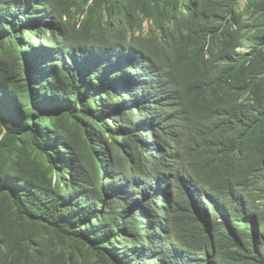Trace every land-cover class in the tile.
<instances>
[{"label":"trees","instance_id":"16d2710c","mask_svg":"<svg viewBox=\"0 0 264 264\" xmlns=\"http://www.w3.org/2000/svg\"><path fill=\"white\" fill-rule=\"evenodd\" d=\"M89 2L0 0V264H264V0Z\"/></svg>","mask_w":264,"mask_h":264},{"label":"clouds","instance_id":"9594fccd","mask_svg":"<svg viewBox=\"0 0 264 264\" xmlns=\"http://www.w3.org/2000/svg\"><path fill=\"white\" fill-rule=\"evenodd\" d=\"M111 2H109V4H110ZM145 27H144V34H149L150 33V29H151V25H152V22H150V21H146L145 22ZM168 27H170V28H172V30H175V27H173V26H168ZM156 33H162V29L160 28L159 30H157V31H155V33H153V34H156ZM135 34H137V33H135ZM151 34V33H150ZM133 32H131V31H128V38L129 39H131L132 37H133ZM171 44V43H170ZM172 45V44H171ZM239 50H242L241 48H239Z\"/></svg>","mask_w":264,"mask_h":264},{"label":"rangeland","instance_id":"374dc122","mask_svg":"<svg viewBox=\"0 0 264 264\" xmlns=\"http://www.w3.org/2000/svg\"><path fill=\"white\" fill-rule=\"evenodd\" d=\"M91 3H92V0H90V2L87 4L86 8H88V7L91 5ZM84 16H85V15H83V14L80 16V20H81V21H82V19L84 18ZM77 27H79V24H78ZM113 122H115V121H113ZM207 211H208V210H207Z\"/></svg>","mask_w":264,"mask_h":264}]
</instances>
